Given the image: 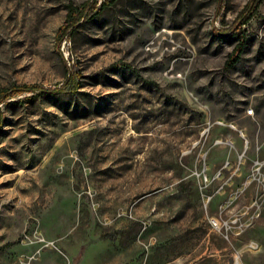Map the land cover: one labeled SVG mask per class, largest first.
I'll return each instance as SVG.
<instances>
[{
	"label": "rangeland",
	"instance_id": "374dc122",
	"mask_svg": "<svg viewBox=\"0 0 264 264\" xmlns=\"http://www.w3.org/2000/svg\"><path fill=\"white\" fill-rule=\"evenodd\" d=\"M249 1L0 0V264H264Z\"/></svg>",
	"mask_w": 264,
	"mask_h": 264
},
{
	"label": "trees",
	"instance_id": "16d2710c",
	"mask_svg": "<svg viewBox=\"0 0 264 264\" xmlns=\"http://www.w3.org/2000/svg\"><path fill=\"white\" fill-rule=\"evenodd\" d=\"M257 1L258 0H250L247 5L245 6L243 12L240 14L238 20H237V24H244L246 23V15L248 14H254V12L256 11V7H257ZM105 3V1H101V5H103ZM68 19L66 21V24L63 27L59 28V40L61 39V37L68 31L73 29L76 25H78V23H80L81 21L87 19V16L89 17L92 13L88 11V7L86 6H82L79 9H76L72 6L68 7ZM216 34L218 35H225V34H220L219 32H216ZM229 35H233L237 37L238 43L235 46V49L233 50V52L229 55L228 60L226 62V66L227 67H232L235 63L238 62V60L241 57V54L243 53L244 48L246 47V37L242 34H240V32L238 31H234L233 29L229 30ZM68 84L72 83L70 85V87L74 88V80L72 78V75L69 74L68 76ZM38 89H36L35 86L33 87H28V86H16L11 88V90H3L0 92V103L6 101L9 97L15 96V95H19L22 94L24 92H33L36 91Z\"/></svg>",
	"mask_w": 264,
	"mask_h": 264
},
{
	"label": "built area",
	"instance_id": "2783aa9c",
	"mask_svg": "<svg viewBox=\"0 0 264 264\" xmlns=\"http://www.w3.org/2000/svg\"><path fill=\"white\" fill-rule=\"evenodd\" d=\"M247 113H248V115H253L254 114L252 109L251 110H247Z\"/></svg>",
	"mask_w": 264,
	"mask_h": 264
}]
</instances>
